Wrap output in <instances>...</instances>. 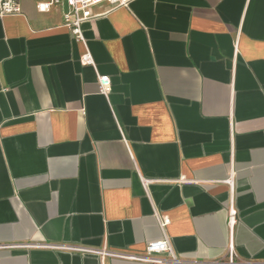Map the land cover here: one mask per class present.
Here are the masks:
<instances>
[{
	"label": "crops",
	"instance_id": "obj_1",
	"mask_svg": "<svg viewBox=\"0 0 264 264\" xmlns=\"http://www.w3.org/2000/svg\"><path fill=\"white\" fill-rule=\"evenodd\" d=\"M20 4L0 15V264H148L38 245L163 237L181 264H264V0L103 1L83 40L65 5Z\"/></svg>",
	"mask_w": 264,
	"mask_h": 264
},
{
	"label": "built area",
	"instance_id": "obj_2",
	"mask_svg": "<svg viewBox=\"0 0 264 264\" xmlns=\"http://www.w3.org/2000/svg\"><path fill=\"white\" fill-rule=\"evenodd\" d=\"M103 1L109 3L110 7L117 8L119 6H126L132 0H35V8L38 12L48 11L52 7L65 5L67 8L63 12V24L73 32L78 39L83 40L82 31L80 26L83 21L88 20V18L94 17L95 14L92 13V6L95 4L102 3ZM22 8L20 0H0V15L8 14H21ZM80 61L85 64H93L90 52L86 51L80 57ZM99 92L106 95L107 91L111 87V78L108 75H99ZM235 209L233 205L230 204L228 211V223L231 227L235 222ZM160 226H165L169 222V218L166 215H160L159 217ZM27 246V245H19ZM43 247H55L60 249H67L82 253H97L103 258L104 256H112L120 259H129L136 261H144L148 264H181L182 260L176 255L175 251L171 249L169 240L167 237L157 239L155 241H149L146 243L144 252L135 253L130 251H114L106 249H91L83 246L74 245H38ZM229 252L226 264H239L235 261V254L232 245L229 246ZM214 264V263H210Z\"/></svg>",
	"mask_w": 264,
	"mask_h": 264
}]
</instances>
